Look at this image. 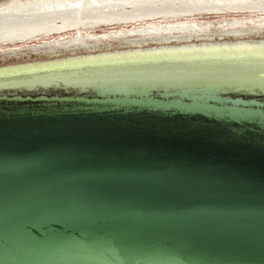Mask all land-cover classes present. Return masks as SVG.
<instances>
[{
  "label": "water",
  "instance_id": "water-1",
  "mask_svg": "<svg viewBox=\"0 0 264 264\" xmlns=\"http://www.w3.org/2000/svg\"><path fill=\"white\" fill-rule=\"evenodd\" d=\"M0 264H264V22L0 49Z\"/></svg>",
  "mask_w": 264,
  "mask_h": 264
},
{
  "label": "rangeland",
  "instance_id": "rangeland-1",
  "mask_svg": "<svg viewBox=\"0 0 264 264\" xmlns=\"http://www.w3.org/2000/svg\"><path fill=\"white\" fill-rule=\"evenodd\" d=\"M35 1L0 0V3L5 2L2 7L8 9L0 12V49L119 32L144 24L165 27L264 20V0H184L180 3L172 0L166 3H160L162 0H90L82 5L62 0L33 8L31 2ZM45 1L37 0L47 3ZM25 5L29 8L22 9Z\"/></svg>",
  "mask_w": 264,
  "mask_h": 264
},
{
  "label": "bare ground",
  "instance_id": "bare-ground-1",
  "mask_svg": "<svg viewBox=\"0 0 264 264\" xmlns=\"http://www.w3.org/2000/svg\"><path fill=\"white\" fill-rule=\"evenodd\" d=\"M64 2H69L70 4H75V5H82L83 3L85 2H88L90 0H63ZM62 0H46L45 2L47 3H39L37 2V0L35 2H31V4H33V8L35 7H39V6H42L41 4H44V5H54L56 2L57 3H61L63 2ZM96 1H100V0H96ZM106 1V0H104ZM146 1V0H144ZM166 1H170V0H162L160 1V3H166ZM172 1H176V3H180V1H184V0H172ZM200 1V0H198ZM210 1H222V0H210ZM252 1V0H250ZM35 3H38L37 5H34ZM154 3H158V1H154ZM5 2L4 3H0V12L1 11H8L7 8H4L2 6H4ZM100 5H102V3H100ZM116 5H118V3H116ZM116 5H114V7H116ZM104 7H106V5H104ZM22 9H28V5H25V6H22L21 7ZM76 9H80V7H76ZM108 9H110V7H108ZM222 17V16H221ZM227 17V16H225ZM217 18V17H216ZM260 19V18H259ZM253 20V19H252ZM252 20H239V21H234V22H222V23H203V24H188V25H179V26H165V27H161V26H156L155 24L152 25V24H144L145 26H142V25H138L136 26L135 28L132 27L130 28L129 30H122V31H133V30H148V29H151V28H156V29H162V28H177V27H191V26H206V25H220V24H235V23H249V22H264V20H259V21H252ZM255 20V19H254ZM146 21V20H145ZM153 26V27H152ZM164 26V25H163ZM74 37V36H73ZM71 38V37H70ZM66 39V38H65ZM9 48V47H8ZM11 48V47H10Z\"/></svg>",
  "mask_w": 264,
  "mask_h": 264
}]
</instances>
